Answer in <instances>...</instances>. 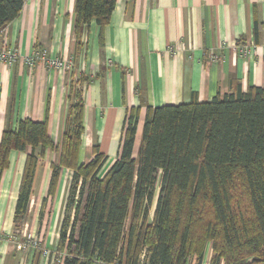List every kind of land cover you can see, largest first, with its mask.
Returning <instances> with one entry per match:
<instances>
[{
  "label": "trees",
  "instance_id": "obj_1",
  "mask_svg": "<svg viewBox=\"0 0 264 264\" xmlns=\"http://www.w3.org/2000/svg\"><path fill=\"white\" fill-rule=\"evenodd\" d=\"M116 1L75 0L77 40L92 22L101 31L109 25ZM23 4L0 0V30L19 17ZM86 83L81 78L70 86L60 146L49 136L48 120L21 121L0 140V174L11 152L26 154L15 224L28 214L47 150L59 155L51 166L49 198L62 171L72 172L47 264H188L194 256L203 264L208 243L210 264H264V87L238 88L211 102L148 106L136 157L139 113L131 110L118 158L105 172L108 157L97 146L89 162L79 164Z\"/></svg>",
  "mask_w": 264,
  "mask_h": 264
},
{
  "label": "crops",
  "instance_id": "obj_2",
  "mask_svg": "<svg viewBox=\"0 0 264 264\" xmlns=\"http://www.w3.org/2000/svg\"><path fill=\"white\" fill-rule=\"evenodd\" d=\"M74 4L24 0L19 17L0 30V54H20L12 66L0 61V140L21 121L48 120L49 136L60 146L70 86L86 78L79 164H87L97 146L110 168L131 110L139 113L136 157L148 106L211 102L238 88L264 87V0H117L109 25L101 31L92 22L79 40ZM36 51L71 62L72 70L27 66L24 58ZM25 161V153L11 152L0 174V264H41L34 251L24 259L11 237ZM58 162L47 150L37 166L27 214L34 226L41 211L43 224L63 215L71 171H62L54 198L48 197L51 166Z\"/></svg>",
  "mask_w": 264,
  "mask_h": 264
},
{
  "label": "rangeland",
  "instance_id": "obj_3",
  "mask_svg": "<svg viewBox=\"0 0 264 264\" xmlns=\"http://www.w3.org/2000/svg\"><path fill=\"white\" fill-rule=\"evenodd\" d=\"M109 168H105L104 171L106 172ZM70 171V170H69ZM72 173V172H71ZM105 174V173H104ZM103 174V175H104ZM155 198L153 205L150 208V223L152 222L157 198L159 195L160 190V178L157 182L156 189H155ZM62 216L56 217L54 223L52 222V217L45 218L46 224H43V220L40 223L35 224L32 215L26 216L24 219H20L14 227L13 232L11 233V237L16 241L18 244L26 245L27 249L23 250L22 256L26 259V256H30V252L34 251V256L39 257L41 264L48 262V257L50 252L55 251L56 244L55 239L58 236V229L60 226V222L62 220ZM35 218V217H34ZM49 228H51L49 230ZM53 228V229H52ZM213 255L212 244L208 243L204 250V262L203 264H210L211 258ZM188 264H196L197 257H191Z\"/></svg>",
  "mask_w": 264,
  "mask_h": 264
},
{
  "label": "built area",
  "instance_id": "obj_4",
  "mask_svg": "<svg viewBox=\"0 0 264 264\" xmlns=\"http://www.w3.org/2000/svg\"><path fill=\"white\" fill-rule=\"evenodd\" d=\"M246 53H247V49L243 48L241 50V54L246 55ZM19 57H20V54L18 53V51L12 50V49H4L0 54V61L12 66L17 62ZM210 59L214 62L218 60V57L212 56ZM24 63L29 67H34L37 63H43L44 65H46L47 67L51 69H56L60 71L66 70L68 72L71 71L73 67L71 62H64L60 58H50L45 53L38 52V51L25 57ZM18 249L23 251L27 249V246L18 244Z\"/></svg>",
  "mask_w": 264,
  "mask_h": 264
}]
</instances>
